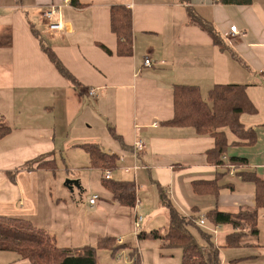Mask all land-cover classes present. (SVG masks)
I'll return each instance as SVG.
<instances>
[{
  "label": "crops",
  "instance_id": "obj_1",
  "mask_svg": "<svg viewBox=\"0 0 264 264\" xmlns=\"http://www.w3.org/2000/svg\"><path fill=\"white\" fill-rule=\"evenodd\" d=\"M69 1L0 0V124L9 128L0 140V216L44 230L52 217L47 201L54 197L48 183L56 187L57 181L52 171L26 165L41 157L65 166L88 165L82 148L88 143L119 156L116 177L135 182L137 212L166 218L159 187L185 216L255 210V186L230 171L220 180L224 188L218 198L195 194L193 182L213 181L224 171L207 161L215 140L165 123L174 116L176 85L198 86L204 100L215 85L247 86L258 112L240 120L255 130L258 140L248 146L226 129V157L245 158L264 178V0H254L251 6L216 0ZM119 5L133 13L131 57L116 55L118 41L110 22L112 8ZM52 7L60 8L52 21L61 16L62 32H51L43 18ZM194 17L212 23L228 51H222ZM231 27L239 35L232 34ZM42 45L54 51L77 86L60 74ZM148 59L151 67L145 66ZM90 90L95 96L88 95ZM137 140L145 144L142 152L136 151ZM206 223V228L198 227L214 242L207 251L212 262L217 255L219 264H236L225 252L264 248V209L259 210L258 236L240 228L237 233L243 235L235 246L227 242L236 232L231 225ZM154 253L158 263L159 257L181 258L180 251L162 255L159 247ZM0 264H20L19 257L0 252Z\"/></svg>",
  "mask_w": 264,
  "mask_h": 264
},
{
  "label": "trees",
  "instance_id": "obj_2",
  "mask_svg": "<svg viewBox=\"0 0 264 264\" xmlns=\"http://www.w3.org/2000/svg\"><path fill=\"white\" fill-rule=\"evenodd\" d=\"M224 5L251 6L254 0H219ZM80 7H84L80 5ZM193 21L204 30L221 48L228 51L223 39L212 23L199 17ZM111 29L117 38L118 46L116 55L119 57H131L133 55L134 32L133 13L126 6H115L111 13ZM35 36L39 37L37 32ZM41 43H43L41 41ZM44 52L50 61L55 65L63 77L78 85L76 79L69 70L62 64L54 51L42 45ZM110 54V50H107ZM174 116L165 124L172 127L192 128L200 136L210 135L215 140L213 149L207 152V161L210 165L222 168L223 173L213 181H195L193 189L199 196H213L218 198L224 188L220 180L229 173L228 166L235 165L241 171L237 176L247 183L255 186L256 209H248L238 212L210 211L205 217L185 216L181 214L171 199L159 187V200L169 215V224L165 234L160 230L152 232H141L138 235L140 240L150 239L161 242L160 249L163 252L180 251L181 264H219L217 255L215 261H210L205 247L195 242V235L192 229L198 231L200 236L208 241L207 248H212L211 235L203 231L197 225L198 219H205L210 224L231 225L236 231L227 237L228 246L238 245L242 235L237 230L243 228L249 234H259V210L264 209V178L250 169L245 158H227L229 148L226 129L235 135L241 142L248 146L257 143V133L253 129H247L241 123V116L244 114L254 115L258 112L247 94L245 85H215L208 93L207 100L203 99L201 89L198 86L176 85L173 89ZM9 128L0 124V140L7 135ZM116 136V135H115ZM90 160V168L100 170L103 174L115 172L119 169V156L104 151L99 145L88 143L82 145ZM227 158V161L224 160ZM41 157L26 167L38 164V168L55 172L56 163L54 160L45 161ZM102 184L113 196V200L123 206L133 208L137 196V186L133 181L107 180L102 179ZM231 189H233L230 186ZM131 249V258L134 264H140L138 250ZM121 247L115 246V239L101 238L98 246H85L83 248L59 247L55 236L43 229L34 227L29 221L0 216V252L14 253L19 257L20 264H102L99 258L100 251H111L116 254ZM217 254V253H216Z\"/></svg>",
  "mask_w": 264,
  "mask_h": 264
},
{
  "label": "rangeland",
  "instance_id": "obj_3",
  "mask_svg": "<svg viewBox=\"0 0 264 264\" xmlns=\"http://www.w3.org/2000/svg\"><path fill=\"white\" fill-rule=\"evenodd\" d=\"M89 168L90 161L88 165L84 162L67 166L61 163L56 164L55 172H51L57 185L54 187L48 183L49 188H53L54 195L52 201H47L48 208L52 210V217L50 223L43 228L47 233L57 237L58 246L73 249L85 246L97 247L101 238H112L115 239V246L121 247V250L114 255L111 251H100L99 258L102 264H134L130 248L137 249L139 254L142 253L140 264H181L179 256L163 259L159 257L158 263L154 251L160 248L161 242L138 238L141 232L160 230L165 234L168 227L167 210H164L167 213L166 218L162 215L153 218L151 212L145 210L137 212L138 210L115 202L112 193L102 184V179L106 178V175ZM118 172V170L111 172L113 180H119L116 177ZM70 181L79 183V187H74L73 193L65 188L66 183ZM94 196H98L99 201L97 206L92 208L90 199ZM136 213L144 218L139 230L136 228ZM147 223H151V226L145 231ZM192 231L195 234V242L205 247L207 252L208 241L204 240L197 230L192 229ZM231 250L233 251L225 252V255L230 256V260L236 259V264H264V248L259 251ZM253 255L256 257H252Z\"/></svg>",
  "mask_w": 264,
  "mask_h": 264
},
{
  "label": "built area",
  "instance_id": "obj_4",
  "mask_svg": "<svg viewBox=\"0 0 264 264\" xmlns=\"http://www.w3.org/2000/svg\"><path fill=\"white\" fill-rule=\"evenodd\" d=\"M219 1V0H217ZM66 2H70L69 0H66ZM60 14V8H56V7H52L48 10H46L44 13H43V18L44 20L48 21V28L51 32H62L63 29H64V25H63V22L61 21V16H59L58 20L56 22H53L52 19H54L55 17H57L58 15ZM231 33L232 34H236V35H239V31L237 30L236 27H231ZM145 66L146 67H151L152 66V61L150 59L146 60L145 61ZM261 74L264 76V70L261 71ZM88 95L93 97L95 96V91L94 90H90L88 91ZM135 148H136V151L137 152H142L145 148V144L143 143V141L141 140H137L136 144H135ZM224 160L227 161V158L224 157ZM137 168H135L136 170ZM228 170L230 171L231 174H236L239 172V168L235 165H229L228 166ZM126 172H130L129 170H127ZM107 179H110V174L108 173L107 174ZM97 201H98V197L97 196H94L90 199V206L92 208H94L97 204ZM143 222V218L142 217H137V220H136V228L137 230L140 229V224ZM205 221L202 220L200 221V225L205 227Z\"/></svg>",
  "mask_w": 264,
  "mask_h": 264
},
{
  "label": "water",
  "instance_id": "obj_5",
  "mask_svg": "<svg viewBox=\"0 0 264 264\" xmlns=\"http://www.w3.org/2000/svg\"><path fill=\"white\" fill-rule=\"evenodd\" d=\"M66 187L73 193L74 187H79V183L70 181L66 183Z\"/></svg>",
  "mask_w": 264,
  "mask_h": 264
},
{
  "label": "bare ground",
  "instance_id": "obj_6",
  "mask_svg": "<svg viewBox=\"0 0 264 264\" xmlns=\"http://www.w3.org/2000/svg\"><path fill=\"white\" fill-rule=\"evenodd\" d=\"M110 174V176H111V173L110 172H107L105 175L107 176V174ZM106 179H107V177H106ZM107 180H112V176L110 177V179H107ZM98 197V196H97ZM98 201H99V197H98ZM98 201H97V203H98ZM96 206H97V204H96ZM95 206V207H96ZM94 207V208H95ZM136 220H137V217H136ZM202 220H204L205 221V223H206V220L203 218V219H201L200 221H202ZM143 221H144V218H143ZM143 223V222H142ZM142 223L140 224V225H142ZM207 224V223H206ZM206 224H205V227H203V226H201L200 225V222L198 223V225L200 226V227H202V228H206ZM212 233H215V231H212Z\"/></svg>",
  "mask_w": 264,
  "mask_h": 264
}]
</instances>
